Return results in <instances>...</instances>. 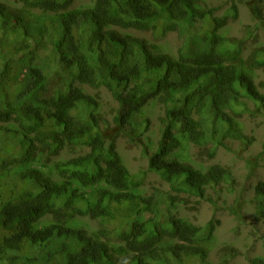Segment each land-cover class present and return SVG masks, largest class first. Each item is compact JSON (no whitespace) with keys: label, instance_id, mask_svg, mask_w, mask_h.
<instances>
[{"label":"trees","instance_id":"16d2710c","mask_svg":"<svg viewBox=\"0 0 264 264\" xmlns=\"http://www.w3.org/2000/svg\"><path fill=\"white\" fill-rule=\"evenodd\" d=\"M85 1H0V264H233L221 218L180 209L207 202L235 233L246 208L264 220V180L246 187L264 150L244 184L214 163L230 139L252 146L242 118L264 114V0L220 16L204 0ZM237 2L258 24L242 38ZM121 141L147 170L129 169ZM150 174L170 193L143 188ZM223 193L237 194L226 209Z\"/></svg>","mask_w":264,"mask_h":264},{"label":"rangeland","instance_id":"374dc122","mask_svg":"<svg viewBox=\"0 0 264 264\" xmlns=\"http://www.w3.org/2000/svg\"><path fill=\"white\" fill-rule=\"evenodd\" d=\"M0 1L10 2L13 0ZM204 1L209 5V7L218 8L219 12L217 15L219 16L229 13L233 4V0ZM77 2L78 4L87 3L85 0H77ZM242 3L243 4L237 2V5L239 7L238 20L235 22H231L229 26V34L233 37L238 38L248 36V34L245 35L246 28L248 26L250 27V29H254L256 28V26H258V24L252 20L249 8L244 5L245 2ZM253 36H257L258 43L264 45V26L260 30L255 31L252 37ZM169 43L172 45V47H175L177 43L176 37L170 36ZM258 81H263L264 83V71L259 72ZM262 91H264V89H262ZM250 107L254 109L253 105H250ZM242 120L246 123L247 135L254 139L253 145L249 147H246L245 145L242 146L241 143L230 139L226 143L228 147H232V150L226 151L224 149H220L217 152L218 157L216 158L214 163H221L223 165L230 164L235 170L237 179H239L240 183L244 184L246 182V176L248 174L246 162L244 161V159H248L252 156H257L258 153H262L264 150V114H259L256 117L255 112L253 113V115H249L247 113L244 114V118H242ZM118 148L120 154L123 155L127 166L133 173H137L140 170H147V160L141 156L142 152L140 148L133 144H127L124 141L118 143ZM241 149H243L244 151H242ZM192 152L196 153L197 151H194L192 149ZM256 174L258 177L253 178L250 183L247 182V188L249 187L250 189V185H253V183H255L257 179L261 178L262 180H264V162L260 164V168ZM143 184V188L147 189L148 191H153L155 188L158 187L159 189H162L164 193H170L168 185L165 182L163 183V181L154 174L145 176V181ZM183 195L184 194H182L181 196ZM248 195L249 196L247 197L252 198L253 192H248ZM220 196V200L218 201H224L225 203L223 204V206L226 209L228 208V206L232 205L233 200L237 196V194L223 193ZM213 209L214 206L207 202H201V204H199L197 199H192L187 204V207H182L180 209V214L189 218L194 223L202 225L208 223L213 216L220 217L223 224L222 228H220L221 232L223 233V239H231L233 247L240 251L237 260L233 264H249V262H251L250 259L254 258L255 256H261L264 258V220H253L255 212L253 207L246 208L247 211L245 210V213L249 218V222L247 226L242 227L239 230V234L232 231L233 229L235 230V227L237 226L233 217L227 215L226 211L221 212L220 210L219 212L214 213ZM254 229L258 230V235L256 236V238H249L250 232ZM238 235L239 237L235 238ZM234 238L235 240H232ZM247 255H249V257H247Z\"/></svg>","mask_w":264,"mask_h":264}]
</instances>
